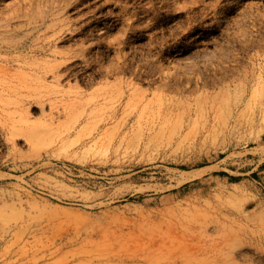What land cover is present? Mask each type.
Masks as SVG:
<instances>
[{
	"label": "rangeland",
	"instance_id": "1",
	"mask_svg": "<svg viewBox=\"0 0 264 264\" xmlns=\"http://www.w3.org/2000/svg\"><path fill=\"white\" fill-rule=\"evenodd\" d=\"M261 221L264 0H0V264H218L194 237Z\"/></svg>",
	"mask_w": 264,
	"mask_h": 264
},
{
	"label": "bare ground",
	"instance_id": "2",
	"mask_svg": "<svg viewBox=\"0 0 264 264\" xmlns=\"http://www.w3.org/2000/svg\"><path fill=\"white\" fill-rule=\"evenodd\" d=\"M261 140H263V137H261ZM214 228V232L210 237L206 236L204 232L199 237H194L196 251L200 255L206 256L205 259L211 258L212 261L220 264H247L236 259V254L240 252L244 244L254 247L260 256L264 255V222H254L253 224L217 222ZM191 240L184 237L181 239V241ZM169 243H163L161 246L169 247ZM148 260L152 264H161L166 261V258L164 256L149 255ZM88 261L91 263L93 259H88Z\"/></svg>",
	"mask_w": 264,
	"mask_h": 264
}]
</instances>
